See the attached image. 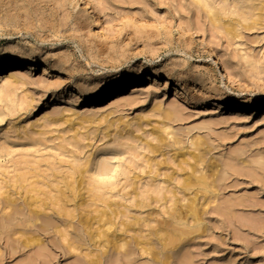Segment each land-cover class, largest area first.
<instances>
[{
  "label": "rangeland",
  "instance_id": "374dc122",
  "mask_svg": "<svg viewBox=\"0 0 264 264\" xmlns=\"http://www.w3.org/2000/svg\"><path fill=\"white\" fill-rule=\"evenodd\" d=\"M90 1L92 18L70 0H26L34 28L20 33L0 24V59L32 57L29 50L34 47L43 51L39 58L50 59L57 66L54 71L61 78L75 75L70 85L90 90L133 77L142 67L151 74L160 73L162 79L171 69L178 74L185 70L187 93L176 94L180 86L173 82L166 89L161 82L149 96L150 83L133 84L90 110L76 98L64 96L58 102L56 97L64 85L45 93L36 85L42 80L41 73L29 76L21 68L8 70L0 75V199L16 191L14 187L33 173L38 187L49 193L57 186L63 188L64 181L71 182L77 171L86 184L77 198L68 195L65 209L73 212L82 205L79 212L86 215V205L95 200L89 193L95 173L108 165L117 171L108 191L109 202L126 211L133 222L157 227L168 219L167 210L176 201L180 207L193 198L178 193L180 182L188 177L180 163L189 160L182 155L192 142L207 141L215 148L207 157L214 167L210 176L222 178L219 198L200 201L199 209L206 212L201 231L188 238L192 241L182 249L181 258L187 256L193 264H264V114L248 121L238 110L223 114L208 104L238 97L247 105L264 102V0ZM212 12L220 23H212ZM39 16L64 28L62 43L54 45L47 32L43 40L37 37ZM206 46L224 62L225 73L235 78L239 91H231L228 79L211 73L212 62L204 55ZM60 59L71 60L70 65L61 68ZM53 75L46 77L50 85L59 81ZM97 76L105 80L95 82ZM15 77L25 82L17 83ZM81 79L92 82L85 85ZM169 111L177 122L165 121ZM82 116L92 123H82ZM162 129L165 144L171 147L179 139L183 143L179 147L185 151L169 148L163 154H151L145 150L147 143L155 144L150 135ZM155 189L162 190L161 194L164 191L166 200L147 201L149 196L159 200L152 193ZM136 194L146 199V208L133 207L143 201ZM52 195L56 193L52 191ZM3 213L10 214V210ZM188 221L193 227V219ZM55 225L51 236L63 251L48 246L45 252L36 246L23 249L25 240L31 239L27 234L20 236L24 228L0 232V264H40L37 259L43 255L53 264L97 260L98 252L92 251L101 252L102 247H69L62 234L71 236L74 227ZM41 237L48 241L50 236ZM149 258L142 254L137 264H150Z\"/></svg>",
  "mask_w": 264,
  "mask_h": 264
},
{
  "label": "bare ground",
  "instance_id": "6f19581e",
  "mask_svg": "<svg viewBox=\"0 0 264 264\" xmlns=\"http://www.w3.org/2000/svg\"><path fill=\"white\" fill-rule=\"evenodd\" d=\"M25 2L26 0H0V24H4L8 27L12 26L20 31V33L25 29L30 30L34 28L31 11ZM70 3L71 5L74 4L76 8H80L82 12L88 14V16L92 18L89 12L92 10V7H90V0H70ZM60 9H62V7H60ZM212 16L211 21L213 24L221 22L220 18L214 12H212ZM37 21L40 24L36 25L35 29L37 30V37L39 39L43 40L47 32V38L54 41V45L58 42L62 43L60 40L64 38L62 34L64 28L60 30V28L53 25L49 19L42 16L37 17ZM227 31L231 32L232 29H228ZM56 39L57 42L55 41ZM198 42L203 44V42ZM29 51L32 57L27 58L13 55L12 57H8L9 59H0V75L8 73V70L14 68L23 69L24 71L22 72L29 76H33L34 73H41L40 76L42 80L37 82L36 85L41 86L45 90V93L50 92L51 87L56 90L64 85L63 90L56 97L58 102H60L64 96L76 98L78 102L86 104V108L91 110L94 108V104L103 102L108 96L120 94L130 85L140 84L141 86V84L145 82L150 83L152 87L148 93L149 96L157 92L156 86H161V82L163 83L162 86L166 89L171 88L173 82L176 86H180L181 91L176 90V94L187 93V83L185 81L187 77L182 74L186 73L185 70L178 74L176 69H171L168 71L167 78L162 79L160 73L154 72L151 74L152 72H149L148 69H144L143 67L136 72L137 75L127 77L118 83H106L100 90L85 89L82 85H77L75 88L70 85L75 77L74 74L66 80L61 78L55 73L56 71L54 70L57 66L55 64L53 65L50 59L39 58L42 56L43 51H38L34 47ZM46 55H48V53H45V56ZM204 55L212 62V70L210 71L215 78V74H220L228 79L231 91H239L241 89L235 78L225 73L224 62L214 54L209 46L205 47ZM58 61V66L63 68L69 66L71 60L60 59ZM180 68L182 69L181 66ZM68 69L70 70L71 68L69 67ZM52 75L54 76L52 78H56L60 82L56 81V83L50 85L46 77ZM97 79L98 80L95 82H102V80H105L104 77L102 79L101 76H97ZM83 81L85 85L92 82L90 79H81L79 82L83 83ZM15 82L24 83L25 80L15 77ZM26 82L28 85L29 82ZM134 88H137V86ZM208 104L213 108H217L218 111L223 112V114H230L238 110L241 112V117L248 121L256 120L264 114V102L260 100L252 105H247L238 97L230 101L213 100ZM160 115L163 114L160 112ZM55 119L58 121L56 117ZM80 119L84 124L92 123L91 119L86 116H82ZM165 121L169 123L172 121L174 123L177 122L170 111L166 114ZM163 134V129L151 134L150 136L153 137L152 141L155 144L151 142L147 143L145 150H148L151 154L155 152L163 154V152L169 148L180 152L185 151L184 147H179L181 145L183 146L182 141L179 139L175 138L171 147L165 144L166 140H164ZM169 135L170 133H167V136ZM214 149L215 148L210 145L209 142L198 140L192 142L190 150L187 149V153L182 155L183 158H189V160L185 159L180 163L182 173L187 172L188 177L180 182L178 193L184 196L191 195L193 198L188 201L186 205L180 207L179 203L176 201L173 207L167 210L166 214H168V219L159 222L157 227H148L141 223L140 220H135L133 222L132 219L127 216L126 211H121L117 207V204L115 205L109 202L110 199H107L108 191L114 184L113 180L116 178L117 171L116 168L111 169L108 165H102V167L96 171L93 185L91 184L92 190L89 191L95 198L94 201L86 205L89 214L82 215V213L79 212L82 205L78 206L73 212L65 209L67 205L65 202L68 200L69 196L73 198L80 196L81 190L79 191V189L82 185L86 184L81 177V173V175H79V172L74 171L71 175V182L64 181L61 183L63 184V188L57 186L51 189L49 193L38 187L39 182L33 180L35 177L37 178V176L33 173L30 175V179H24L18 186L14 187L16 191L8 192L6 196L0 199V214H3V216H0V232L10 233L14 230L18 231V228H24L25 230L20 231V236L24 237L27 234V236H31V239L25 240L23 249H32L36 246L42 252H45L44 249L48 246L49 248L63 251V246L60 245L59 242L54 241L51 236L54 233L53 228H56V222V224L60 223L62 227H74L75 233L71 236L59 233L62 234L63 240L70 243L69 247L87 248L92 245H99V247H102L101 252H99L97 248L92 251L98 252L96 255L97 260H91L89 264H137V259L140 258L142 254H147L151 257L148 260L150 264H185L182 262L193 264L191 259L187 256L181 258V251L185 246H189L191 243L192 240L188 238L201 231V222L206 212L199 209L200 201L202 200L207 203L209 200H216L219 198V183L222 181V178L216 177V174L210 176V173L214 172V167L211 162L207 160V157L212 154ZM189 151H192V153ZM191 162L194 164H191ZM204 171H206L204 176L196 175L198 172ZM217 172L219 174L221 173V171ZM135 180H138V178ZM43 184H45V179H43ZM134 189L135 188H133V190ZM52 191L56 193L55 196L52 195ZM161 191L162 190L155 189L152 192L159 200H155L149 196L147 201L150 200L151 203H155L163 202V199L166 200V193L163 191V194H161ZM128 196H130V194H128ZM136 198H141L143 201L138 202L136 206L133 207L143 209L148 206V204H146V199H144L142 195L136 194ZM21 200H23L22 203L20 202ZM209 205H211V203H209ZM7 210H10V214L3 213ZM127 210L129 211L130 208H127ZM189 217L194 221L193 227H189ZM95 227H97V229H94ZM3 228L6 229L4 230ZM27 228L31 229L28 230ZM43 235L50 236L47 238L48 241L41 237ZM197 239L198 238H194V240ZM97 240H99V242ZM46 242H48L47 245H45ZM63 254H65V252H63ZM42 258L43 259L39 258L41 260L37 259V262L40 264H53V261L46 260L48 257L45 255H43Z\"/></svg>",
  "mask_w": 264,
  "mask_h": 264
}]
</instances>
